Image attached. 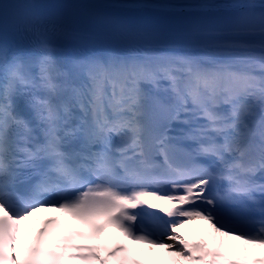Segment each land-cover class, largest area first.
I'll return each mask as SVG.
<instances>
[{
  "label": "snow or ice",
  "instance_id": "6c2138e0",
  "mask_svg": "<svg viewBox=\"0 0 264 264\" xmlns=\"http://www.w3.org/2000/svg\"><path fill=\"white\" fill-rule=\"evenodd\" d=\"M146 253L264 264V0H0V264Z\"/></svg>",
  "mask_w": 264,
  "mask_h": 264
},
{
  "label": "bare ground",
  "instance_id": "6f19581e",
  "mask_svg": "<svg viewBox=\"0 0 264 264\" xmlns=\"http://www.w3.org/2000/svg\"><path fill=\"white\" fill-rule=\"evenodd\" d=\"M136 211L141 212V209L138 208V209H136ZM147 212H156L158 215H162V214H160L158 210H152V209H148L146 212H141V216H142L141 223H143L145 228L152 229L153 223H152L151 217L147 215ZM51 215H57V214H55V213H41L40 218L43 219L44 217L51 216ZM142 258L148 260L149 264H156V259H155L154 255H152L151 253H146L145 256Z\"/></svg>",
  "mask_w": 264,
  "mask_h": 264
}]
</instances>
